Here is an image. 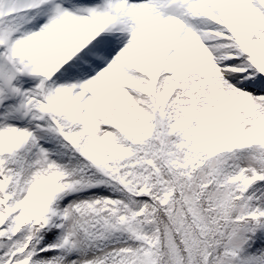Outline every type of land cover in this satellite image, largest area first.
<instances>
[{
    "label": "snow or ice",
    "instance_id": "1",
    "mask_svg": "<svg viewBox=\"0 0 264 264\" xmlns=\"http://www.w3.org/2000/svg\"><path fill=\"white\" fill-rule=\"evenodd\" d=\"M0 264H264V0H0Z\"/></svg>",
    "mask_w": 264,
    "mask_h": 264
}]
</instances>
